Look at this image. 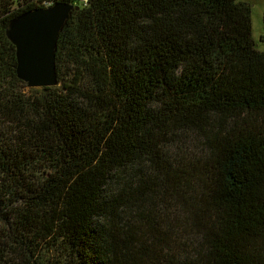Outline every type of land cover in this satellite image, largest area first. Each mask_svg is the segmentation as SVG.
Segmentation results:
<instances>
[{
	"label": "trees",
	"instance_id": "1",
	"mask_svg": "<svg viewBox=\"0 0 264 264\" xmlns=\"http://www.w3.org/2000/svg\"><path fill=\"white\" fill-rule=\"evenodd\" d=\"M45 1L0 0V264H264L250 4L80 2L29 88L6 29Z\"/></svg>",
	"mask_w": 264,
	"mask_h": 264
},
{
	"label": "water",
	"instance_id": "2",
	"mask_svg": "<svg viewBox=\"0 0 264 264\" xmlns=\"http://www.w3.org/2000/svg\"><path fill=\"white\" fill-rule=\"evenodd\" d=\"M74 9L66 3H55L22 13L8 24L6 36L15 49L16 76L27 87L56 85V39Z\"/></svg>",
	"mask_w": 264,
	"mask_h": 264
},
{
	"label": "rangeland",
	"instance_id": "3",
	"mask_svg": "<svg viewBox=\"0 0 264 264\" xmlns=\"http://www.w3.org/2000/svg\"><path fill=\"white\" fill-rule=\"evenodd\" d=\"M250 4L251 36L257 50L264 51V0H244Z\"/></svg>",
	"mask_w": 264,
	"mask_h": 264
},
{
	"label": "built area",
	"instance_id": "4",
	"mask_svg": "<svg viewBox=\"0 0 264 264\" xmlns=\"http://www.w3.org/2000/svg\"><path fill=\"white\" fill-rule=\"evenodd\" d=\"M80 2L83 3V4H86L87 0H69V3L68 2H62V1H57V3H66V4H69L71 6H73L75 4H78ZM52 5H53L52 2L49 1V0H46L45 2H43L44 8L52 6Z\"/></svg>",
	"mask_w": 264,
	"mask_h": 264
}]
</instances>
